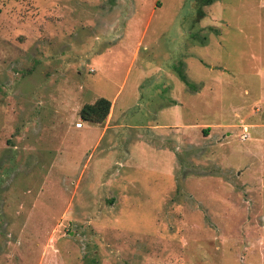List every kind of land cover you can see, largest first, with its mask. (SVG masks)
<instances>
[{
    "label": "rangeland",
    "instance_id": "rangeland-1",
    "mask_svg": "<svg viewBox=\"0 0 264 264\" xmlns=\"http://www.w3.org/2000/svg\"><path fill=\"white\" fill-rule=\"evenodd\" d=\"M0 264H264V0H0Z\"/></svg>",
    "mask_w": 264,
    "mask_h": 264
},
{
    "label": "trees",
    "instance_id": "trees-1",
    "mask_svg": "<svg viewBox=\"0 0 264 264\" xmlns=\"http://www.w3.org/2000/svg\"><path fill=\"white\" fill-rule=\"evenodd\" d=\"M205 1L207 5H210L213 0ZM182 81L186 83L185 78H182ZM111 106L112 103L110 100L106 98H98L92 104H85L79 111V117L82 121L89 124H102L106 121L110 113Z\"/></svg>",
    "mask_w": 264,
    "mask_h": 264
},
{
    "label": "crops",
    "instance_id": "crops-1",
    "mask_svg": "<svg viewBox=\"0 0 264 264\" xmlns=\"http://www.w3.org/2000/svg\"><path fill=\"white\" fill-rule=\"evenodd\" d=\"M138 45H139V43H138ZM136 51L137 50H135L134 51V54H133V56L131 57V59H134V57H135V54H136ZM91 70H93V69H91ZM139 83H141V82H138L137 84H136V86H135V89L137 90L138 88H139ZM116 91L114 92V94H113V96H112V98H111V100L110 99H108V100H110L111 101V103H112V106H111V114L109 115V117H110V119L111 118H114V120H113V122H115V112H116V104H117V100H118V98H119V95H120V93H121V91L123 90V84H121L118 88L116 87ZM128 108H126V110H127ZM120 110V109H119ZM123 110H125V108H123L122 109V111ZM119 114V113H118ZM110 122H108V123H106V125H105V128H104V130L102 131V132H100V134H99V138L101 137V134H104L107 130H109L111 127H110ZM115 127H117V125H114V126H112V128H115ZM77 129H82V125H81V127L80 128H77Z\"/></svg>",
    "mask_w": 264,
    "mask_h": 264
},
{
    "label": "built area",
    "instance_id": "built-area-1",
    "mask_svg": "<svg viewBox=\"0 0 264 264\" xmlns=\"http://www.w3.org/2000/svg\"><path fill=\"white\" fill-rule=\"evenodd\" d=\"M75 127L80 128L81 124L80 123H76Z\"/></svg>",
    "mask_w": 264,
    "mask_h": 264
}]
</instances>
